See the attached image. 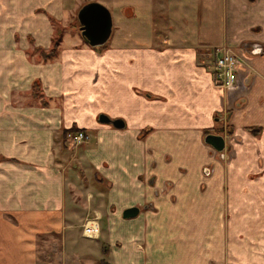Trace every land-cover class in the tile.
<instances>
[{"label":"crops","instance_id":"obj_1","mask_svg":"<svg viewBox=\"0 0 264 264\" xmlns=\"http://www.w3.org/2000/svg\"><path fill=\"white\" fill-rule=\"evenodd\" d=\"M91 3L106 49L66 33ZM222 48L244 61L231 90ZM71 129L91 136L82 213ZM0 264H264V0H0Z\"/></svg>","mask_w":264,"mask_h":264},{"label":"water","instance_id":"obj_2","mask_svg":"<svg viewBox=\"0 0 264 264\" xmlns=\"http://www.w3.org/2000/svg\"><path fill=\"white\" fill-rule=\"evenodd\" d=\"M78 21L82 36L90 47H103L109 42L113 32V18L111 12L105 6L99 3L86 5L79 11ZM102 122L111 123L118 128L124 127V124L120 121L105 119ZM206 143L218 152L225 150V139L221 136L208 135ZM138 213L139 208H133L127 210L125 215L132 216Z\"/></svg>","mask_w":264,"mask_h":264},{"label":"built area","instance_id":"obj_3","mask_svg":"<svg viewBox=\"0 0 264 264\" xmlns=\"http://www.w3.org/2000/svg\"><path fill=\"white\" fill-rule=\"evenodd\" d=\"M214 57V83L215 86L225 90H231L240 76V69L244 67L241 58L229 49H217ZM67 140L74 145H81L90 141L91 136L83 131H70L67 133ZM84 234L95 238L99 235V224L88 222L84 228Z\"/></svg>","mask_w":264,"mask_h":264},{"label":"rangeland","instance_id":"obj_4","mask_svg":"<svg viewBox=\"0 0 264 264\" xmlns=\"http://www.w3.org/2000/svg\"><path fill=\"white\" fill-rule=\"evenodd\" d=\"M93 1H95V2H99V1H101V0H93ZM109 2L111 1V0H108ZM127 9H129V8H124V14L126 15V11H127ZM78 15V14H77ZM74 20H76V16H75V18H74ZM67 30H69V31H67ZM66 30V33H68V32H74V33H79V31H78V26H77V28H71V29H67ZM63 33H64V31H63ZM79 36V35H78ZM69 42V41H68ZM109 44H110V42L108 43V46H109ZM99 50H102V49H100L99 48ZM217 50V49H216ZM216 50L214 51V52H212V56H213V54L216 52ZM230 50V49H229ZM214 58V57H213ZM241 62H242V64H244V61H243V59H241ZM213 65H214V62H213ZM112 121V120H111ZM75 131H83V132H86L87 133V131H84V130H78V129H75ZM87 134H89V133H87ZM90 135V134H89ZM67 136V135H66ZM66 140H67V137H66ZM68 141V140H67ZM68 143H69V147H68V150L66 149V150H63V152H62V154L64 155V156H66V157H64V160H62L63 162V164H65V165H67V168L68 169H71L70 170V173L72 174V176H73V179L75 180V183H76V192H79V194L80 195H78V200H77V203H76V205H77V210H78V212L79 213H82V212H85V206H84V202H86V198H85V196H86V194H87V192L88 191H86V189H88V186L85 184V176L83 175L84 173H83V171L81 170V169H83V166H82V164H80V163H78V161H75V154L76 153H78L79 151H81L82 149H83V147L86 145V144H88L89 142H87V143H83V144H81V145H74L72 142H69L68 141ZM73 160V161H72ZM68 161V162H67ZM69 161H70V163H69ZM81 166H82V168H81ZM70 167V168H69ZM68 177H69V173H68ZM85 194V195H84ZM92 211V210H91ZM90 210H89V212L88 213H91V214H89V215H86L85 217H84V220H83V223H82V230H83V233H84V228H85V225L88 223V222H97V220H96V218H95V213L94 212H91ZM104 225V224H103ZM85 235V234H84ZM86 236V235H85ZM88 237V236H87ZM89 238H92V237H89Z\"/></svg>","mask_w":264,"mask_h":264},{"label":"trees","instance_id":"obj_5","mask_svg":"<svg viewBox=\"0 0 264 264\" xmlns=\"http://www.w3.org/2000/svg\"><path fill=\"white\" fill-rule=\"evenodd\" d=\"M77 26L79 27V23L78 22H77ZM62 38H63L62 35H60V36L57 35L54 38V40H53V45H52L51 49H49L48 51H40V56H41V59H42L43 62H52V61H55V60H57L59 58L60 46H61V43H62ZM102 48L106 49L107 45H105ZM34 89H35L34 90V93H35L34 95L38 99V97H40V90H39V88L37 86ZM45 104L48 105V102H46ZM105 119H108V118L106 116H102L101 117V122H102V120H105ZM70 131H75V129H71ZM68 132H69V130H65L63 132V136H62L63 143H65V141H67L66 140V135H67Z\"/></svg>","mask_w":264,"mask_h":264}]
</instances>
